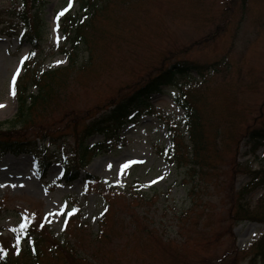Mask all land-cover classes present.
Returning <instances> with one entry per match:
<instances>
[{
	"label": "rangeland",
	"instance_id": "rangeland-1",
	"mask_svg": "<svg viewBox=\"0 0 264 264\" xmlns=\"http://www.w3.org/2000/svg\"><path fill=\"white\" fill-rule=\"evenodd\" d=\"M35 3L43 23V36L37 47L21 37L25 21L16 14L19 9L26 11V15L33 13L35 6L21 2L20 7V0H0V27L6 33L0 35L3 130L13 128L6 122L17 114L19 83L27 64L28 75L39 78L69 63L68 55L62 52L69 43L60 29V13L68 9L73 15L89 13L82 10L80 0ZM92 15L83 18L88 21ZM90 34L87 40L93 57L89 68H83L90 61L83 46L79 63L70 69L68 80H61L49 103L39 105L35 111L37 127L25 135L19 136L20 132L11 137L25 141L29 147H48L49 154L54 156L46 177L38 172L36 159L30 153L9 152L0 159V240L21 234L27 221L42 220L58 238L78 239L79 249H84V237L93 240L92 246L103 245L107 250L103 264H166L168 255L164 247L142 235L138 228L112 242L105 237L95 241L99 228L102 236L119 234L124 224H116L138 216L148 217L167 242L182 248L189 258L220 257L234 241L236 249L243 252L240 264H249L247 250L264 234V222L245 220L234 225L230 235L227 229L231 223V200L227 186L211 183L208 189L199 186L192 193L189 168L169 160L168 122H181L185 116L176 86H164L152 95V112L129 121L119 132L121 142L117 137L105 138L102 133L89 137L86 145L105 142L110 151L93 156L72 183L62 180L63 165L56 158L74 157L84 124L108 109L111 99L132 92L147 77L181 60L219 69L210 73L209 84L198 92L206 135L212 138L213 126L220 125V121L229 120L232 126L234 120L230 115L233 116L238 126L232 129L233 134L227 133L234 139L225 144L223 152L258 169L264 164V147L256 154L249 152L248 137L237 133L264 124V0H247L246 4L243 0H111L94 15ZM65 78L63 74L61 79ZM195 78L199 74L194 71L186 82L195 84ZM37 87L31 83L30 92L35 93ZM23 126L16 128L25 131ZM41 127L43 131L48 128L45 136L38 129ZM183 132L187 141L188 133ZM90 175L102 182H89ZM218 176L221 184L229 181L232 167L223 169L215 175ZM250 179L249 175L238 174L235 189L239 190ZM262 192L258 188L249 194L251 206L256 207ZM75 205L78 214L68 222ZM138 221L141 227L142 221ZM129 225L130 221L126 226ZM22 239L25 243L24 236ZM109 244L115 248L109 249ZM42 256L45 263L62 264L63 259H54L47 251Z\"/></svg>",
	"mask_w": 264,
	"mask_h": 264
},
{
	"label": "trees",
	"instance_id": "trees-1",
	"mask_svg": "<svg viewBox=\"0 0 264 264\" xmlns=\"http://www.w3.org/2000/svg\"><path fill=\"white\" fill-rule=\"evenodd\" d=\"M111 0H81L82 10L89 13L84 15H91L88 21L83 18L84 15L66 14L62 20L64 32L69 39V47L63 49L64 52L69 54L70 63L67 67L56 70H49L41 77L35 78L28 75L30 64H27V69L24 77L19 83V109L13 120L6 123L13 125V128L3 130L0 128V157L7 152H13L20 154L23 152H31L35 155L38 163V171L43 178L46 177V173L52 163L54 155H50L48 149L40 150L36 146L29 147V145L23 140L12 139L14 133H22L19 136L25 135L32 130L31 128L37 127L35 124L36 110L40 106L48 104L49 100L53 97L56 86H60L63 80H68L70 76V69L79 63V54L83 46L89 52L90 61L83 64L84 69H88L89 64L92 62L93 53L90 47V43L87 40V36H91L93 17L94 15L109 4ZM23 3L28 6H33L35 0H23ZM247 0H243V4H246ZM16 14L22 17L25 21L24 32L27 39L34 42L37 45L42 39V26L43 24L39 19L37 12L26 15V11H19ZM5 31L0 28V34H4ZM229 68H231L229 66ZM218 68H214L213 65H203L192 61H176L174 64L162 68L156 75L147 77L135 88L132 92L124 94L117 99H111V105L102 114L91 118L90 121L84 124L82 135L79 138L78 145L74 149V157L72 158H56L64 166L63 179L66 183L70 184L75 181L79 172L84 168L91 158L98 153L109 152V148L106 143H98L95 145H86V141L89 137L96 133H104L107 138L115 137L119 133L122 127L134 117L139 116L144 112H152V105L150 99L152 94L161 92L164 86H176L180 90V94L183 96L185 116L182 120V126L188 133L185 139L184 130L181 129V122L171 121L168 122V131L171 135V146H169L168 156L172 163H177L179 166L189 168L188 176H192L193 184H191L192 193H196V187H201L203 190L208 189L211 183L219 185L218 187L228 188V197L230 205V224L227 232L232 234V227L238 225L245 220H256L264 222V193L259 198L256 207L251 206L249 202V194L254 190L261 187L264 188V164L258 169H255L252 165L247 163L238 162L235 156L229 157L223 152L225 144L233 140L234 137H229L228 132L233 134V128L238 125L235 123L233 116L230 117L234 120L233 125L229 124V120L220 121V125H214L213 129L215 134L211 137L206 135L207 129L204 124V119L198 106V92L204 86L209 84L208 78L210 73L218 72ZM197 72L200 78H195V84H190L186 80L192 72ZM65 75V79H61L62 75ZM231 71L228 69V78H230ZM34 83L38 89L35 93L30 92V85ZM237 83L235 82L234 85ZM195 91H192V89ZM62 95L59 96L61 99ZM57 99L56 101H58ZM59 102V101H58ZM57 104V103H56ZM36 111V112H35ZM133 115V116H132ZM4 124V123H2ZM23 124L25 131L17 130L16 126ZM35 124V125H34ZM29 126V127H28ZM41 134L44 136L47 134V129L42 130ZM245 132V134H244ZM244 132H239V135H246L248 137L249 152L256 154L261 147H264V124L252 129L247 128ZM237 137V135H236ZM122 141V137L118 138ZM238 149H236L237 151ZM235 151V150H234ZM58 157V155H57ZM232 160L233 163H228V160ZM232 167V177L229 181L221 184L220 175L221 171L225 168ZM189 171L193 174L190 175ZM238 174H246L250 176V181L246 183L239 190L235 189V179ZM234 175V176H233ZM89 182L91 179L98 184L102 182L99 177L89 176ZM215 179V180H213ZM132 200H130L131 208ZM207 204L204 203V207ZM132 209V208H131ZM210 208L208 207L207 210ZM134 210V209H133ZM78 205H75L70 211L68 222H72L74 217L78 214ZM2 210L0 208V214ZM186 216V215H185ZM106 217V216H105ZM142 221L141 227L140 222ZM130 221V225L126 226ZM121 227L120 233H108L104 235L102 229L95 235L97 242L103 237L107 241H113L115 238L121 237L120 235H126L130 233L133 228L140 229L142 235L153 238L158 245L164 247L167 251L168 260L166 264H240V254L235 247L233 241L229 249L220 257H208L200 256L194 259L189 258L182 248L174 245L172 242H167L164 235L160 230L156 229V226L152 225L148 220V217H134L127 221L116 224ZM21 234L14 235V238L8 237L3 241L0 240V264H48L44 262L43 252L47 251L55 259L61 258L62 264H103L105 259L102 258L107 250L103 245L92 246L93 240L89 237H84L81 243L84 249L77 247L78 239L76 240H64L54 235L52 229L46 225L42 220L39 221H27ZM156 229V230H155ZM155 233V235H153ZM82 234L88 235L87 232ZM26 239L23 242L22 237ZM81 236V235H80ZM80 238V237H79ZM14 240V241H13ZM94 241V242H95ZM93 247V248H92ZM109 249L115 248L114 244H109ZM249 253V264H264V235L255 243H253ZM101 252V253H100ZM101 256V257H99Z\"/></svg>",
	"mask_w": 264,
	"mask_h": 264
},
{
	"label": "snow or ice",
	"instance_id": "snow-or-ice-1",
	"mask_svg": "<svg viewBox=\"0 0 264 264\" xmlns=\"http://www.w3.org/2000/svg\"><path fill=\"white\" fill-rule=\"evenodd\" d=\"M60 15H63V12L60 13ZM13 95H15V89L13 88ZM0 107H3V105H0ZM128 165L125 164L123 167L126 168ZM109 167H111V165H109ZM153 183H155V181H153ZM26 227V226H25Z\"/></svg>",
	"mask_w": 264,
	"mask_h": 264
}]
</instances>
